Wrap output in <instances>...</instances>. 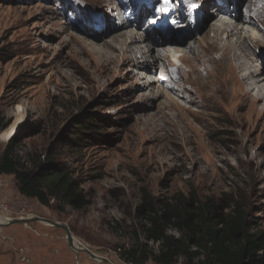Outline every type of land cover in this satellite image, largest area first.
Listing matches in <instances>:
<instances>
[{
	"label": "rangeland",
	"instance_id": "rangeland-1",
	"mask_svg": "<svg viewBox=\"0 0 264 264\" xmlns=\"http://www.w3.org/2000/svg\"><path fill=\"white\" fill-rule=\"evenodd\" d=\"M160 1L155 8L166 2ZM219 1L226 5L167 0L182 34L157 40L183 49L174 54L177 63L163 59L149 71L118 45L106 65L99 54L95 61L87 55L82 38L101 45L124 30L145 32L142 23L123 27L114 0H0V112L11 122L0 134V152L16 136L23 164L51 154L70 170L84 203L81 210L61 211L54 200L45 207L21 195L13 176L0 175V214L65 224L75 242L114 264H128L119 250L131 247L134 231L144 241L142 189L161 200L178 193L212 199L224 212L239 202L254 232L264 231V103L257 102L260 91L246 95L253 84L242 77L252 75L250 58L254 68L264 63V0H229L227 15L218 14ZM189 5L197 20L191 27L179 15ZM223 17L238 25L249 19L256 46L240 38L230 48L227 35L214 36L215 20ZM210 52L218 55L215 68L204 60ZM149 80L158 83L148 88ZM87 119L95 121L94 137L80 142L76 130ZM12 126L6 141L2 135ZM66 243L64 230L39 221L0 227V264H63L74 259Z\"/></svg>",
	"mask_w": 264,
	"mask_h": 264
},
{
	"label": "trees",
	"instance_id": "trees-1",
	"mask_svg": "<svg viewBox=\"0 0 264 264\" xmlns=\"http://www.w3.org/2000/svg\"><path fill=\"white\" fill-rule=\"evenodd\" d=\"M88 120V121H87ZM77 127L80 142L93 139L94 120ZM11 122L0 112V134ZM14 126V125H13ZM2 137L10 139L12 128ZM16 136L0 152V175L13 176L19 193L50 207L54 200L61 206L81 210L84 207L79 185L70 170L51 155L44 161L32 159L31 166L20 160ZM140 217L144 241L134 231L131 247L120 248L119 256L128 264H264V231L254 232L246 208L239 202L227 205V212L212 199L202 201L197 195L178 193L166 200L156 199L142 189ZM60 209V208H59ZM172 229L178 236L169 233ZM148 242L156 244L153 250Z\"/></svg>",
	"mask_w": 264,
	"mask_h": 264
},
{
	"label": "bare ground",
	"instance_id": "bare-ground-1",
	"mask_svg": "<svg viewBox=\"0 0 264 264\" xmlns=\"http://www.w3.org/2000/svg\"><path fill=\"white\" fill-rule=\"evenodd\" d=\"M223 1L226 2L225 7L218 6L217 12H218V14H224V11L226 10L227 13H225V14L227 15L231 11L227 8V6L229 5V3H231V1H229V0H223ZM228 1H229V3H228ZM238 1L243 2L244 0H236L235 3L237 4ZM240 4H241V2H240ZM237 7L240 8L239 5H237ZM114 8H115L114 10L119 9L116 6H114ZM136 15H138V14H136ZM197 19L198 20L201 19V15H197ZM215 21L218 23L215 22L216 24L214 25L211 32L214 34V36H217V37L220 36V33L222 34L223 37H225V35H227L228 36L227 39L231 40V41L227 42L226 44L229 45L230 48H231L230 45L235 46V43L239 44V42H241L240 38H245L244 41H246V42L250 40L253 43V46L254 47L256 46L255 44L257 43L258 40L255 37H253V38L249 37L251 32L245 26V24L250 25L249 19H246V22L242 23V25H238L237 24L238 22H236L235 19L230 20V19H226L224 17H223V19H219V20H215ZM135 22L138 23L139 21H135ZM135 22H132V23H135ZM123 25H125L123 27H126L128 24L125 23ZM188 27H191V26L188 25ZM144 30H145V32H143V34L142 33L140 34V33L135 32L133 30H124V31H128L130 36L128 33L125 34V32H121V33H118L117 35L113 36L111 38L110 42L104 41L103 44H101V45H98V44L95 45L94 43H92V42L90 43L87 41V39H83V38L81 39V42L85 43L86 46H88L90 48L89 50H86L87 55L89 56V59L90 60L93 59V61H95L94 54L97 53L101 56L102 65H106L108 63V59L114 56L113 51H112L113 49L111 50L112 45H115V46L118 45V51L120 50L122 54H126L127 57L131 61H133V63L140 64V68L145 69V70L151 71L155 66L159 65V62L163 59H170V60L172 59L171 60L172 62H174V63L178 62V58L174 57V54H176L177 51L182 50L183 49L182 47H179L178 45H172L171 43L169 44V41H168L169 45H164V46L162 45L161 46L160 44H162V43H160L159 40L152 38V36H153L152 31H154L155 33H158L157 30H155L154 28H150V27H147ZM83 32H84L85 36L94 37L93 35H91V33L89 31H83ZM155 33H153V34H155ZM181 34H182V32L180 30L178 35H176L175 37L173 36L174 39L176 38L177 41L180 40ZM164 44H167V43H164ZM132 48H136V50H137V51H135L134 56L139 57V63H136L137 61L134 60L135 58H133L131 56L130 51ZM189 48L191 49L192 47H189ZM83 50H85V49H83ZM98 50H100V51L98 52ZM156 51L159 54L155 55ZM118 53H120V52H118ZM215 53L212 52V54H211V52H210L209 56H212V58L204 59V60L208 61V64L209 63L213 64V68H215V64H214L213 60L215 58L218 59V55ZM250 53H251V51H250ZM206 54H207V52H206ZM246 55H245V57H246ZM249 63L251 64L252 75L249 76V75L244 74V72H243L242 77H243L244 82L250 81L253 84V87H251V89L247 88L248 86L245 87L247 89V94L246 93L245 94L247 96H249V95L253 96V94H255V92L260 91L259 100L257 102L264 103V89L259 87L261 85H264V63H263V65H261L262 67L261 66L258 67V65H256L255 68L252 65L253 59L250 58ZM260 68H262V70H260ZM150 73H153V72H150ZM199 73L201 74L203 72L200 70ZM194 74H195V72H194ZM251 78H253L256 81V85L252 82ZM149 82L150 83L148 84V88H153V87H155L156 83H158L157 81L154 82L151 80H149ZM156 90H158V89H156ZM160 90L164 91L161 87L159 88L158 91H160ZM147 96H151V95H147ZM155 97L158 99L157 96H155ZM163 97H165V94L162 96V99H163ZM165 98L168 99V97H165ZM170 105H171L170 107L177 106V104H175V102H172V104H170ZM9 219H11V216L0 214V223H6V222L10 221ZM47 225H49V224H47ZM78 245L79 244L77 242H75V246L77 247ZM79 246H80V248L82 247V245H79Z\"/></svg>",
	"mask_w": 264,
	"mask_h": 264
},
{
	"label": "water",
	"instance_id": "water-1",
	"mask_svg": "<svg viewBox=\"0 0 264 264\" xmlns=\"http://www.w3.org/2000/svg\"><path fill=\"white\" fill-rule=\"evenodd\" d=\"M33 221H39V222L49 224L51 226H54L56 228L64 230L66 232V241H67L69 247L71 249H73L75 252H77L78 254L83 251V252L87 253L94 260L104 261L105 263L113 264L107 258H102V256L96 255L95 253H93L91 250L85 248L84 246H82L81 248L76 247L75 242H74V237H73L69 227L65 224L54 222V221H51V220L46 219V218H40V217H36V218L26 217L25 218V217H23V218L12 219L6 223H0V227L9 226V225H13V224L26 225V224L31 223Z\"/></svg>",
	"mask_w": 264,
	"mask_h": 264
},
{
	"label": "flooded vegetation",
	"instance_id": "flooded-vegetation-1",
	"mask_svg": "<svg viewBox=\"0 0 264 264\" xmlns=\"http://www.w3.org/2000/svg\"><path fill=\"white\" fill-rule=\"evenodd\" d=\"M66 246L68 248V251H70L74 255V259L69 258L68 260L63 261V264H108V263H105L104 261H97V260L92 259L87 253H85L83 251L78 254L77 252H75L73 249H71L69 247L68 243H66ZM59 255H61L60 252H59ZM65 255H66V253H65ZM84 256H86L87 258H84ZM98 256H102V258H107V257H104L103 255H100V254H98ZM107 259L109 261H111L109 258H107ZM25 261H27V260H25Z\"/></svg>",
	"mask_w": 264,
	"mask_h": 264
},
{
	"label": "snow or ice",
	"instance_id": "snow-or-ice-1",
	"mask_svg": "<svg viewBox=\"0 0 264 264\" xmlns=\"http://www.w3.org/2000/svg\"><path fill=\"white\" fill-rule=\"evenodd\" d=\"M166 2H167V0H166Z\"/></svg>",
	"mask_w": 264,
	"mask_h": 264
}]
</instances>
